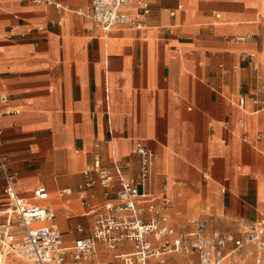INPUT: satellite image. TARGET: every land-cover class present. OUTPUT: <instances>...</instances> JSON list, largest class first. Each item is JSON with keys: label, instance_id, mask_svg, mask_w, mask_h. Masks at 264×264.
Wrapping results in <instances>:
<instances>
[{"label": "crops", "instance_id": "1", "mask_svg": "<svg viewBox=\"0 0 264 264\" xmlns=\"http://www.w3.org/2000/svg\"><path fill=\"white\" fill-rule=\"evenodd\" d=\"M49 1L0 0V94L9 97L0 103V153L17 197L33 201L46 190L51 225L71 245L92 234L105 202L96 187L91 207L81 204L86 167L100 161L116 187L119 176L139 184L144 146L154 159L140 189L168 196L175 228L200 218L237 237L240 220L264 216V109L256 113L252 101L256 92L264 98L262 0H147L142 29L108 31L76 12L90 11L91 0ZM5 187L0 159V209L10 201ZM107 250L124 264L117 255L133 247L100 243L89 264Z\"/></svg>", "mask_w": 264, "mask_h": 264}, {"label": "built area", "instance_id": "2", "mask_svg": "<svg viewBox=\"0 0 264 264\" xmlns=\"http://www.w3.org/2000/svg\"><path fill=\"white\" fill-rule=\"evenodd\" d=\"M34 2L43 4L50 1ZM131 2L140 6L138 13L122 11ZM262 3L264 7V0ZM91 4L90 11L76 12L105 31L118 27L140 30L144 27L143 18L150 13L147 0H91ZM55 7L65 9L61 3H55ZM261 19L264 22V12ZM251 38L253 36H236L231 41L247 42ZM249 56L254 58L256 54L250 53ZM8 101L7 95L0 94L1 104ZM252 101L256 113L264 109L262 92L253 93ZM236 103L244 108L245 97H240ZM238 125L241 129L245 126L243 121ZM1 147L0 139V150ZM137 152L142 157L139 184L119 176L116 187L113 173L100 161L86 167L83 173L86 180L78 188L81 204L91 207L88 192L96 187L101 188L105 202L95 212L92 234L75 239L71 245L66 244L63 232L51 225L56 213L49 203V193L39 188L34 191L33 201L18 198L16 175L0 153L1 166L6 174L5 193L10 199L0 209V264H89L100 243L110 250L130 243L133 247L131 253L117 255L124 264H167L175 255L193 257L189 264L195 261L198 264H264V216L254 222L240 220L237 237L209 230L207 223L200 218H189L179 229L175 228L165 213L170 205L168 196L155 198L140 189L152 172L154 153L144 146H138ZM71 193V189H66L60 195ZM149 201L157 202L148 206ZM230 243L232 248L226 251ZM248 246L255 250L248 249Z\"/></svg>", "mask_w": 264, "mask_h": 264}, {"label": "rangeland", "instance_id": "3", "mask_svg": "<svg viewBox=\"0 0 264 264\" xmlns=\"http://www.w3.org/2000/svg\"><path fill=\"white\" fill-rule=\"evenodd\" d=\"M110 253L111 251L107 250L105 252V257L103 258L102 261L100 260L101 256L99 255V258H97L101 262L99 264H107V263L108 264H121L120 262H118V260L114 259L113 254L111 255V258H108ZM191 259H193V257L189 255H175L172 257L170 264H189ZM94 264H98V262L96 261ZM194 264H198V263L195 261Z\"/></svg>", "mask_w": 264, "mask_h": 264}, {"label": "bare ground", "instance_id": "4", "mask_svg": "<svg viewBox=\"0 0 264 264\" xmlns=\"http://www.w3.org/2000/svg\"><path fill=\"white\" fill-rule=\"evenodd\" d=\"M63 206H64V204H63ZM108 264V263H107Z\"/></svg>", "mask_w": 264, "mask_h": 264}]
</instances>
